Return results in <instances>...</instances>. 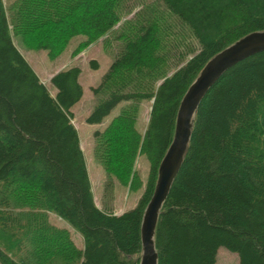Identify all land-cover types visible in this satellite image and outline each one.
Returning a JSON list of instances; mask_svg holds the SVG:
<instances>
[{
    "label": "trees",
    "instance_id": "obj_1",
    "mask_svg": "<svg viewBox=\"0 0 264 264\" xmlns=\"http://www.w3.org/2000/svg\"><path fill=\"white\" fill-rule=\"evenodd\" d=\"M10 7L11 21L0 0V263L138 264L142 214L180 101L209 59L264 30V0H13ZM77 34L84 39L74 52L114 39L86 121L100 123L123 102L93 133L106 185L114 178L128 190L142 187L120 214L95 203L72 122L80 68L54 73L51 93L13 40L20 35L25 47L53 57ZM144 100L150 110L141 132ZM140 154L149 163L145 182L135 166ZM49 212L81 235L82 248ZM154 242L157 264H215L221 247L238 264H264V50L228 68L201 99Z\"/></svg>",
    "mask_w": 264,
    "mask_h": 264
},
{
    "label": "rangeland",
    "instance_id": "obj_2",
    "mask_svg": "<svg viewBox=\"0 0 264 264\" xmlns=\"http://www.w3.org/2000/svg\"><path fill=\"white\" fill-rule=\"evenodd\" d=\"M11 1L13 0H3V3L7 8L9 21H11L12 18L11 7L8 9ZM136 10L137 7L123 19L132 17ZM119 24L120 22L116 24L115 28H117ZM83 39L84 36L82 34L73 36L59 55L49 57L46 50L29 49L22 43L20 35L13 36L15 44L18 46L22 54L26 57L27 61L36 71L40 80L46 85L51 93L55 92V87L50 82V78L54 73L58 72L60 69H66L71 66H78L80 68L81 72L79 75V80L82 84L83 94L81 99L71 108L73 112L72 122L79 135L95 202L97 203L98 207H105L109 210L111 209L108 206H111L112 209L116 208V211L130 209L135 205L136 199L142 191V187L137 190H128L124 185L114 178L112 179V184L106 185L108 178L107 173L103 169V166L98 158L94 155L93 151L94 131L96 129H102L106 124H108L112 117L119 112L120 106L123 104V102H120L115 107H113L110 113L105 116L100 123L92 124L86 121V117L90 113L95 102V95L93 93L92 86H96L98 84L100 77L107 70L109 64L112 61V52H114V50L112 47L110 50V46H112L111 44L114 42V39L112 35L101 36L88 45L83 43L80 44L78 49L74 52L73 50ZM104 40L105 45L103 43ZM91 59H94L98 62L97 67L91 66ZM149 110V101H142L136 120V126L141 132L144 130L146 121L148 119ZM135 166L141 179L143 182H145L149 169V163L145 155L140 154L137 156ZM48 216L51 223L59 227H66L69 230L70 236L76 246L82 248L83 239L79 233H77L73 228L67 225L55 214L49 212ZM215 264H238L237 254L230 252L224 247H221L218 252Z\"/></svg>",
    "mask_w": 264,
    "mask_h": 264
},
{
    "label": "water",
    "instance_id": "obj_3",
    "mask_svg": "<svg viewBox=\"0 0 264 264\" xmlns=\"http://www.w3.org/2000/svg\"><path fill=\"white\" fill-rule=\"evenodd\" d=\"M263 50L264 30L241 37L209 59L184 93L178 107L172 141L160 161L153 193L142 214L138 264H157L154 234L158 214L181 166L190 140L195 111L201 99L228 68Z\"/></svg>",
    "mask_w": 264,
    "mask_h": 264
},
{
    "label": "crops",
    "instance_id": "obj_4",
    "mask_svg": "<svg viewBox=\"0 0 264 264\" xmlns=\"http://www.w3.org/2000/svg\"><path fill=\"white\" fill-rule=\"evenodd\" d=\"M96 203V202H95ZM97 204V203H96ZM114 213H116V214H120V213H122V212H124L125 210L123 209L122 211L121 210H117L116 211V208H114V209H112V207L111 206H108ZM127 210V209H126ZM219 250H220V248L218 249V252H219ZM218 252H217V255H218ZM217 258V257H216ZM216 263V262H215Z\"/></svg>",
    "mask_w": 264,
    "mask_h": 264
}]
</instances>
